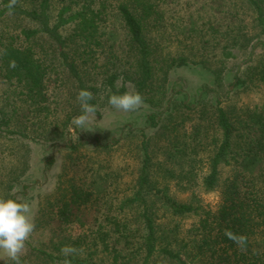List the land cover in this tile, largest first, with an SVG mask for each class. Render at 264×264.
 I'll use <instances>...</instances> for the list:
<instances>
[{
  "label": "trees",
  "instance_id": "trees-1",
  "mask_svg": "<svg viewBox=\"0 0 264 264\" xmlns=\"http://www.w3.org/2000/svg\"><path fill=\"white\" fill-rule=\"evenodd\" d=\"M21 1L27 0H17L10 11L9 0H1L0 15H23L39 26L0 32V77L18 84L26 110L40 115L50 108L52 65L44 52L35 49V39L46 35L55 43L54 50L79 88L89 90L79 67L103 51L107 4L104 0H63L52 22L50 0H39L33 8ZM160 1L118 3L128 30L126 63L131 68L127 71L121 64L120 71L118 67L107 70V97L126 92H139L146 100L154 97L159 59L145 31L149 19L160 14ZM245 2L253 10L258 33L264 35V0ZM67 26L71 31L62 33ZM257 43L264 45V40L258 38ZM226 51L227 58L237 57ZM250 62L245 75L264 88V59ZM188 63L182 57L177 64ZM216 102L210 116L202 108L193 117L197 107L184 100L149 115L150 125L157 130L149 137L143 133L142 162L123 196L111 195L114 190L109 194L108 173L76 171L67 185L59 186L50 210L41 212L48 219V240L31 245L21 256V264H63L65 259L70 264H264V98L254 107H226L218 98ZM89 103L96 107L95 99ZM96 113H100L97 107ZM224 168H228L225 176ZM172 182L189 193L186 199L172 193ZM199 187L220 192L215 207L203 202ZM176 216L196 219L182 227L172 220ZM239 238L243 239L238 244ZM66 245L78 252L65 257L61 248Z\"/></svg>",
  "mask_w": 264,
  "mask_h": 264
},
{
  "label": "rangeland",
  "instance_id": "rangeland-1",
  "mask_svg": "<svg viewBox=\"0 0 264 264\" xmlns=\"http://www.w3.org/2000/svg\"><path fill=\"white\" fill-rule=\"evenodd\" d=\"M38 1L21 2L33 8ZM104 1L108 20L101 34L103 51L99 58L97 53L95 57L91 55L92 61L79 67L100 112L90 116L91 130L78 129L72 122L81 114L76 99L80 88L54 50L55 43L46 35L37 36L34 44L52 65L47 112L39 115L26 110L21 87L0 77V197L15 196L31 207L34 230L24 254L31 245L48 240V219L41 212L50 210L59 186L67 185L76 171L96 170L102 176L108 173L111 176L108 192L114 190L111 195L115 197L130 190L142 162L143 133L149 137L157 130L148 121L152 112L184 100L197 107L193 111L196 118L202 108L208 109L206 115L210 116L217 98L226 107H254L264 98L261 83L250 80L244 72L250 60V64H257L264 59V45L257 43L258 38L264 40V35L258 33L260 27L254 23L253 10L245 0H161L160 14L149 19L145 31L159 59L156 93L150 100L143 99V105L136 111L113 108L107 97V70L119 69L123 64L130 71L126 63L129 36L117 6L121 0ZM62 4L63 0H50L52 22L56 21ZM7 14L0 15V32L39 26L23 15ZM71 28L67 26L62 33L68 34ZM226 50L233 51L237 57L227 58ZM182 57L189 63L178 65ZM236 75L247 81L240 82ZM72 144L75 147L71 148ZM72 156L81 159L74 161ZM77 166L79 169H75ZM204 167L205 171L207 165ZM227 173L228 168H224L223 176ZM172 186L173 194L186 199L188 192L179 190L173 182ZM198 194L212 207L220 200L218 190L199 187ZM195 219V216L172 218L182 227ZM3 262L0 260V264Z\"/></svg>",
  "mask_w": 264,
  "mask_h": 264
},
{
  "label": "clouds",
  "instance_id": "clouds-1",
  "mask_svg": "<svg viewBox=\"0 0 264 264\" xmlns=\"http://www.w3.org/2000/svg\"><path fill=\"white\" fill-rule=\"evenodd\" d=\"M16 4L17 0H9L7 7L11 11ZM10 66H14V62H10ZM76 99L80 104L81 114L74 117L72 122L78 129L91 130L88 126L90 116L96 112V107L89 103L94 99L93 93L87 89H80ZM108 103L117 110L131 112L138 110L144 101L139 92H126L120 95L111 94ZM33 230L30 205L12 198L0 197V260H3L4 264L8 261L21 264V256ZM229 238L234 237L230 235ZM242 239H236V242L239 244ZM77 252L78 250L70 245L61 248V254L65 257ZM63 264H70V261L65 259Z\"/></svg>",
  "mask_w": 264,
  "mask_h": 264
}]
</instances>
